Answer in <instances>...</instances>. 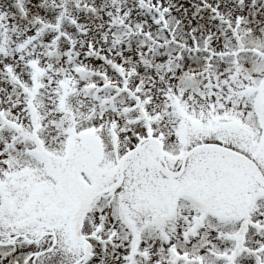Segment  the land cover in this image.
I'll use <instances>...</instances> for the list:
<instances>
[{
	"label": "snow or ice",
	"instance_id": "snow-or-ice-1",
	"mask_svg": "<svg viewBox=\"0 0 264 264\" xmlns=\"http://www.w3.org/2000/svg\"><path fill=\"white\" fill-rule=\"evenodd\" d=\"M0 264H264V0H0Z\"/></svg>",
	"mask_w": 264,
	"mask_h": 264
}]
</instances>
